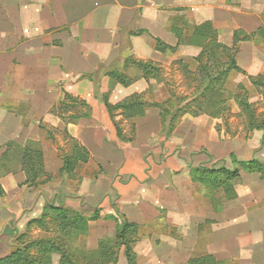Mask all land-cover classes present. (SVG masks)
I'll use <instances>...</instances> for the list:
<instances>
[{"label": "crops", "instance_id": "0c3cea01", "mask_svg": "<svg viewBox=\"0 0 264 264\" xmlns=\"http://www.w3.org/2000/svg\"><path fill=\"white\" fill-rule=\"evenodd\" d=\"M206 23L226 47L236 32L250 37L237 45L240 72L227 84L251 89L249 77L264 76V0H0V258L27 218L76 204L101 216L88 223L90 250L114 238L108 217L118 215L140 229L137 264H264V178L237 166L235 197L226 200L189 177L190 168L220 161L232 169L230 155L264 164V130L241 139L216 131L217 119L185 114L169 132L170 120L163 124L153 106L170 110L171 100L196 97L185 82L196 76L201 49L184 40ZM141 62L157 66L156 76L145 75ZM114 71L129 84L111 79ZM65 95L86 103L82 116L63 113ZM102 96L111 106L136 97L141 116L127 120L117 110L111 117ZM64 138L87 152L79 166L102 173H61ZM9 144H39L44 172L57 185H26L18 157L11 149L3 156ZM117 264L128 263L120 255Z\"/></svg>", "mask_w": 264, "mask_h": 264}, {"label": "trees", "instance_id": "16d2710c", "mask_svg": "<svg viewBox=\"0 0 264 264\" xmlns=\"http://www.w3.org/2000/svg\"><path fill=\"white\" fill-rule=\"evenodd\" d=\"M248 38L250 37L236 32L233 35L232 45L226 47L218 43L217 33L211 24L206 23L192 29L190 37L184 41H186V44L197 46L201 49L199 55L194 59L197 64L194 73L196 76L193 78L189 77L188 81L189 84L194 85V87H191V85L188 86L193 89L196 97L186 102L183 107H177L174 110L175 114H179L180 116L189 114L194 117L206 115L211 119H217L222 116L226 118L228 117L227 115L231 114L229 111V101L233 93L226 87L227 79L230 73L240 72L235 62L237 45L239 42L245 41ZM136 65L145 75L148 73L150 76H156L158 67L154 64L141 62L136 63ZM183 71L190 76L187 67L184 66ZM108 75L122 86L129 84V81L122 78L116 71ZM249 82L257 91L261 87H264V77H249ZM240 89L243 91V94H238L234 97L240 114L245 119L247 130L249 132L264 130V123L259 125L255 120L253 106L247 98L248 90L244 87ZM260 94L262 96L264 95L262 91ZM135 98L131 97L124 103L111 106L107 103L106 97L102 96V102L111 117H113V112L121 110L123 117L129 120L137 114L141 116L139 114L141 113L142 104L138 103ZM65 99L87 108L86 103L83 101L73 99L68 95H65ZM179 100L184 101L187 99ZM153 106L160 108L163 112L162 106ZM161 116L164 124L162 113ZM173 122L171 118L168 128L169 132L174 128ZM115 128L118 138L126 141L127 139L122 137L121 131L116 123ZM67 139L69 142V152L63 157V166L60 172L70 175L80 163H87L88 154L76 141L70 138ZM7 147V152L3 156L8 155V150L10 151L11 149V154L18 157L21 170L26 176V185L34 189H39L48 183L50 178L44 172L42 154L38 148H35L32 144L23 148L10 144ZM230 158L233 165L232 169L225 167L215 170L206 167L190 168L189 177L192 182L200 184L208 193L221 190L226 200L235 197L234 188L239 180V169L237 166L246 173H256L261 178H264V164L255 160L238 162L233 155H230ZM46 218L55 227H58V230L62 232L67 231L70 238L76 242L79 237L87 238L88 223L100 219V216L98 211H94L93 216L88 218L78 212H71L62 207L48 206L44 210L43 215L39 219L30 222L28 227L34 223L45 226ZM108 219L113 220L116 225L114 238L100 240L95 250H89L82 245L81 247L76 246L78 247L76 249L79 255L78 261L63 251V247L57 245L52 239H37L27 243L26 240L28 237L26 235H20L13 244V250L5 257L0 258V264H51V256L53 254L59 255V264H79L77 263L79 260L86 262V264H117L120 255L126 259L128 264H137V256L133 253L132 246L140 238L139 227L135 224L128 223L125 219L121 222L115 216L108 217Z\"/></svg>", "mask_w": 264, "mask_h": 264}, {"label": "rangeland", "instance_id": "374dc122", "mask_svg": "<svg viewBox=\"0 0 264 264\" xmlns=\"http://www.w3.org/2000/svg\"><path fill=\"white\" fill-rule=\"evenodd\" d=\"M261 36L263 37V41L261 42V44H263L264 46V35L261 34ZM260 44V42H259ZM235 75V73H233ZM257 77H264V76H257ZM254 77V78H257ZM187 80V79H186ZM185 85L188 87V90H192L191 87H194V85L189 84L185 82ZM188 85H191V87H189ZM227 89L229 91H231L233 94H231V100L229 101V111L231 113V111H235V114H230L227 115L228 117L224 118V116L222 117H218L217 121H216V127L215 130L216 131H222L223 135H228V134H234V135H239L241 139H245L248 138L249 135L252 132H249L247 130V125L245 123V119L244 117L240 114V110L235 102V95L238 94H243V91H241V87H244L243 83H238L237 80L234 82L230 81L227 85H226ZM190 88V89H189ZM262 91V94H264V87L261 89H259V91H257V89L255 88H251L248 90L247 92V98L250 104H252L253 106V111H254V115H255V120L256 122L260 125L262 123H264V95L262 96L260 94V92ZM233 95V97H232ZM189 100H184V101H180L179 99H174L171 100L172 105H170L171 109L170 110H166L164 109L162 114H163V119L164 122H167L168 120H170L172 118L173 122V126L176 125V123L178 122V120L181 118V116L179 114H175L174 110L178 108L183 107V105H185L186 102H188ZM65 105V111L63 113H70V117H79L82 116V114H84V111L86 110L85 107H82L81 105L76 104L75 102H70L65 100L64 102ZM64 109V108H63ZM190 109V108H189ZM239 113H238V112ZM59 111L57 109H55L53 111V113H58ZM174 113V114H173ZM169 114H173L172 116ZM67 115V114H66ZM61 131L62 127H59ZM50 131H48V135H52V133H50ZM55 133V132H54ZM53 133V134H54ZM61 134H63L61 132ZM58 136V133L56 134ZM55 135V136H56ZM218 136H220L219 134H217ZM129 135L124 136L125 139H128ZM63 146L65 147H61L62 149V156L64 157L65 154H67L69 152L68 149V145L69 142L68 139H63ZM35 146V145H34ZM35 148H38L41 150V146L39 144H37L35 146ZM50 154V152H49ZM12 155V154H11ZM50 158H51V154H50ZM49 167L51 168H56L55 163H52V159H50L49 161ZM214 166H219L217 169L222 168V163L221 161L218 162L217 164H215ZM214 166L209 168V169H214ZM203 167V166H200ZM207 168V167H206ZM215 170V169H214ZM75 174L77 175V177L79 178L81 174H86V175H91L93 172V176L95 175H99L100 173H102V171L96 170V169H86L84 166H78L75 169ZM59 179L57 176H54L53 179H49L48 183L46 184L47 186H56L58 183ZM53 182V183H52ZM52 183V184H51ZM237 184V183H236ZM45 185V186H46ZM71 189L74 190H78L77 188V184L75 183H70L68 184ZM76 204H72L71 206H67V207H62L65 209H68L71 212H78L82 215H84L85 217H92L93 213H91V211H89L88 209L85 210H79V208L77 206H75ZM47 208V206L45 208H43L42 212L40 214H33L32 216H30L29 218H27V220L25 221L24 224H21L17 230L16 233L13 234L12 239H10V246L11 248L9 249V253L13 250V244L16 241V239L20 236V235H26L28 237V239L26 240L27 243L30 242L31 240H37V239H52L57 245H60L63 251H65L66 253H68L70 256H72L73 258L77 259L78 261V257L79 255L76 252V249L79 246H85L88 248V238H89V229H88V235L87 238H78L77 241L75 242V240H73L72 238H70L68 232H62L61 230H58V227H55L52 222L49 221L48 218L45 219V226H40L37 223L32 224L31 226L28 227V224L30 222H33L34 220L39 219L42 215L44 210ZM58 208V207H57ZM99 212V211H98ZM86 214V215H85ZM89 214V215H88ZM100 216V213H99ZM117 219H119V221H123V218L116 215ZM101 218V216H100ZM5 220V218L2 219V221ZM0 220V222H2ZM141 235V234H140ZM90 250V249H89ZM58 255V254H56ZM59 256V255H58ZM52 257V256H51ZM60 258V257H59ZM79 264H86V262L79 260V262H77Z\"/></svg>", "mask_w": 264, "mask_h": 264}, {"label": "water", "instance_id": "95a60500", "mask_svg": "<svg viewBox=\"0 0 264 264\" xmlns=\"http://www.w3.org/2000/svg\"><path fill=\"white\" fill-rule=\"evenodd\" d=\"M50 206H53V205H50ZM60 207H62V206H60ZM3 234V233H2ZM2 236V235H1Z\"/></svg>", "mask_w": 264, "mask_h": 264}]
</instances>
